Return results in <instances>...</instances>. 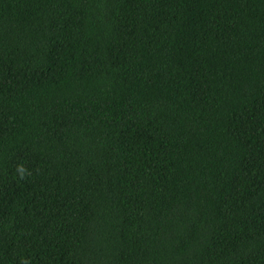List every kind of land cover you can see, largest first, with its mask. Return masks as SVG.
<instances>
[{
    "label": "trees",
    "instance_id": "trees-1",
    "mask_svg": "<svg viewBox=\"0 0 264 264\" xmlns=\"http://www.w3.org/2000/svg\"><path fill=\"white\" fill-rule=\"evenodd\" d=\"M0 264H264V0H0Z\"/></svg>",
    "mask_w": 264,
    "mask_h": 264
}]
</instances>
